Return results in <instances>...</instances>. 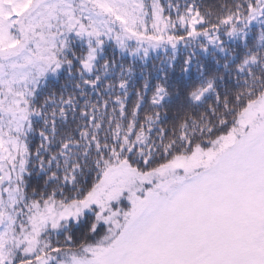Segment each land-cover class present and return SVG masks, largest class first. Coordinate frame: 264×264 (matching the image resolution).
Wrapping results in <instances>:
<instances>
[{
    "label": "snow or ice",
    "instance_id": "6c2138e0",
    "mask_svg": "<svg viewBox=\"0 0 264 264\" xmlns=\"http://www.w3.org/2000/svg\"><path fill=\"white\" fill-rule=\"evenodd\" d=\"M0 264H264V0H0Z\"/></svg>",
    "mask_w": 264,
    "mask_h": 264
}]
</instances>
